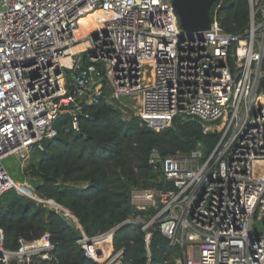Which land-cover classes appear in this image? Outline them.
<instances>
[{
    "label": "built area",
    "instance_id": "built-area-1",
    "mask_svg": "<svg viewBox=\"0 0 264 264\" xmlns=\"http://www.w3.org/2000/svg\"><path fill=\"white\" fill-rule=\"evenodd\" d=\"M87 18L93 30L84 34ZM104 90L156 132L179 117L220 133L206 159L197 149L150 160L170 187L131 192L134 206L158 207L142 230L156 227L180 247L176 264H264V0H249L248 24L236 34L224 31L216 11L207 30L183 31L171 0H0V196L14 189L47 202L16 183L3 160L42 151L60 114L77 129L82 104ZM136 221L77 244L96 264H122L113 235ZM188 230L199 245L186 246ZM51 249L44 233L7 251L0 229V264L29 263Z\"/></svg>",
    "mask_w": 264,
    "mask_h": 264
},
{
    "label": "trees",
    "instance_id": "trees-1",
    "mask_svg": "<svg viewBox=\"0 0 264 264\" xmlns=\"http://www.w3.org/2000/svg\"><path fill=\"white\" fill-rule=\"evenodd\" d=\"M215 11L225 32L241 33L248 24L249 0H214L210 17ZM82 108L77 129L69 115L60 114L53 122L55 136L43 142L42 151L34 148L27 154L15 177L9 173L16 183L26 182L38 199L68 211L76 222L69 226L57 210L9 189L0 196L3 248L17 251L20 241L33 242L47 233L52 249L46 258L32 256L28 264H96L77 244L81 236L95 237L136 219L113 235V249L122 252V264H176L182 249L169 246L156 227L142 230L158 207L134 206L131 192L169 188L150 160L188 156L197 149L206 159L220 133L204 134L200 122L179 117L156 132L111 101L105 90ZM15 188L26 193L18 184Z\"/></svg>",
    "mask_w": 264,
    "mask_h": 264
},
{
    "label": "water",
    "instance_id": "water-1",
    "mask_svg": "<svg viewBox=\"0 0 264 264\" xmlns=\"http://www.w3.org/2000/svg\"><path fill=\"white\" fill-rule=\"evenodd\" d=\"M213 3L214 0H171L180 28L188 33L207 30L210 22V9ZM155 167L160 168V163L156 162ZM57 215L69 226H73L76 222V219L65 209L57 211ZM8 264L28 263H18L16 260L12 259Z\"/></svg>",
    "mask_w": 264,
    "mask_h": 264
},
{
    "label": "rangeland",
    "instance_id": "rangeland-1",
    "mask_svg": "<svg viewBox=\"0 0 264 264\" xmlns=\"http://www.w3.org/2000/svg\"><path fill=\"white\" fill-rule=\"evenodd\" d=\"M21 161H19L17 158L15 157H8L6 159L3 160V166L5 167L6 172L12 176L15 177L17 175V173L19 172L20 169V165H21ZM42 201V200H41ZM45 206L47 205L48 207H51L57 211H59L60 208H56L55 205H50L47 202L44 204ZM46 206V207H47ZM59 207V206H58ZM262 222L259 220H254L253 221V230L254 231H258L261 230L262 228ZM186 246L188 247L189 244H193L194 246H197L201 243V238L196 235L195 233H193L191 230H188L186 232Z\"/></svg>",
    "mask_w": 264,
    "mask_h": 264
},
{
    "label": "bare ground",
    "instance_id": "bare-ground-1",
    "mask_svg": "<svg viewBox=\"0 0 264 264\" xmlns=\"http://www.w3.org/2000/svg\"><path fill=\"white\" fill-rule=\"evenodd\" d=\"M92 23H93V18H87V19H84V20L81 21L82 31H83L84 34H86V33H88V32L93 30ZM81 47L82 46H80L78 48H81ZM78 48H74L73 51H75Z\"/></svg>",
    "mask_w": 264,
    "mask_h": 264
},
{
    "label": "clouds",
    "instance_id": "clouds-1",
    "mask_svg": "<svg viewBox=\"0 0 264 264\" xmlns=\"http://www.w3.org/2000/svg\"><path fill=\"white\" fill-rule=\"evenodd\" d=\"M63 209V208H62ZM68 212V211H67Z\"/></svg>",
    "mask_w": 264,
    "mask_h": 264
}]
</instances>
